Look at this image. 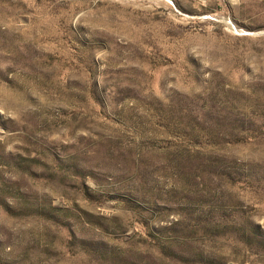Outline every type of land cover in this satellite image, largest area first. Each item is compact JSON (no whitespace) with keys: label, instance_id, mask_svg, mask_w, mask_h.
<instances>
[{"label":"rangeland","instance_id":"rangeland-1","mask_svg":"<svg viewBox=\"0 0 264 264\" xmlns=\"http://www.w3.org/2000/svg\"><path fill=\"white\" fill-rule=\"evenodd\" d=\"M0 264H264V0H0Z\"/></svg>","mask_w":264,"mask_h":264}]
</instances>
